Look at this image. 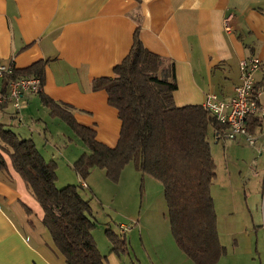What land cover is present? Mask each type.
Wrapping results in <instances>:
<instances>
[{"label":"crops","instance_id":"0c3cea01","mask_svg":"<svg viewBox=\"0 0 264 264\" xmlns=\"http://www.w3.org/2000/svg\"><path fill=\"white\" fill-rule=\"evenodd\" d=\"M137 28L146 49L174 63L177 107L201 105L208 92L228 100L239 84L240 61L264 62V0H0V64L22 71L45 62L41 93L69 107L80 126L113 148L121 127L117 111L106 93L91 85L113 76ZM25 76L32 75L19 77ZM25 102L20 118L10 105H0V124L19 139L32 140L44 160L57 165V188L76 185L70 167L87 148L68 137L36 94L26 95ZM84 183L90 190L92 185ZM40 218L26 184L10 167L0 170V264H66ZM225 249L217 264H236L229 256L239 245ZM106 261L121 264L113 253Z\"/></svg>","mask_w":264,"mask_h":264},{"label":"trees","instance_id":"16d2710c","mask_svg":"<svg viewBox=\"0 0 264 264\" xmlns=\"http://www.w3.org/2000/svg\"><path fill=\"white\" fill-rule=\"evenodd\" d=\"M44 64L12 69L4 81L23 74L39 78L42 85ZM91 86L94 91H104L108 105L117 111L121 127L113 148L98 142L92 129L80 126L69 107L55 103L41 90L36 93L50 115L63 122L88 150L70 167L78 177L76 185L57 188L56 164L44 160L32 140L19 139L0 124V170L10 167L26 184L39 206L40 221L65 263L106 264L91 234L95 222L90 201L79 192L81 182L98 168L116 183L123 168L132 163L141 176L162 185L178 248L193 264H217L227 252L219 242L210 193L215 164L207 136L212 129L219 137L221 126L200 105L175 106L174 63L146 49L138 28L128 54L113 68V76L95 79ZM260 123L251 120L249 130ZM105 233L110 253L127 254L124 234Z\"/></svg>","mask_w":264,"mask_h":264},{"label":"rangeland","instance_id":"374dc122","mask_svg":"<svg viewBox=\"0 0 264 264\" xmlns=\"http://www.w3.org/2000/svg\"><path fill=\"white\" fill-rule=\"evenodd\" d=\"M60 124L67 129L68 137H75L65 124ZM207 138L215 164L210 193L219 240L228 251L233 242L239 245L236 254L229 256L232 262L264 264V149L249 147L239 138L215 137L211 129ZM64 172L72 175L68 169ZM122 175L115 183L103 170L93 168L85 180L91 189L79 191L90 201L95 222L91 234L99 252L105 257L111 254L105 233L109 230L116 236L124 234L128 252L118 256L121 264H193L171 234L162 185L149 176H135L132 163ZM258 196L259 203L250 205ZM258 222L260 228H254Z\"/></svg>","mask_w":264,"mask_h":264},{"label":"built area","instance_id":"2783aa9c","mask_svg":"<svg viewBox=\"0 0 264 264\" xmlns=\"http://www.w3.org/2000/svg\"><path fill=\"white\" fill-rule=\"evenodd\" d=\"M224 28L229 31L228 21ZM239 84L234 87L233 95L222 99L215 93L204 95L201 107L221 126L220 135L228 140L242 139L249 147L261 146L264 149V62L250 58L239 63ZM12 68L0 64V105L8 104L18 118L25 107V96L41 90V81L35 76L16 77L5 82ZM257 74L260 77L257 79ZM258 119L260 126L249 130L251 120ZM81 187L85 188L84 182ZM120 225L121 232H125Z\"/></svg>","mask_w":264,"mask_h":264},{"label":"bare ground","instance_id":"6f19581e","mask_svg":"<svg viewBox=\"0 0 264 264\" xmlns=\"http://www.w3.org/2000/svg\"><path fill=\"white\" fill-rule=\"evenodd\" d=\"M124 233V232H123Z\"/></svg>","mask_w":264,"mask_h":264}]
</instances>
